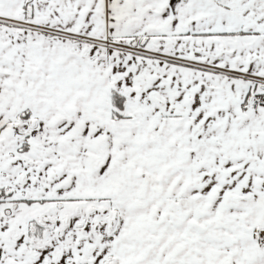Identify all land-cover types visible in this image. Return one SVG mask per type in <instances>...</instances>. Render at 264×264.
<instances>
[{"label":"snow or ice","instance_id":"snow-or-ice-1","mask_svg":"<svg viewBox=\"0 0 264 264\" xmlns=\"http://www.w3.org/2000/svg\"><path fill=\"white\" fill-rule=\"evenodd\" d=\"M0 264H264V0H0Z\"/></svg>","mask_w":264,"mask_h":264}]
</instances>
